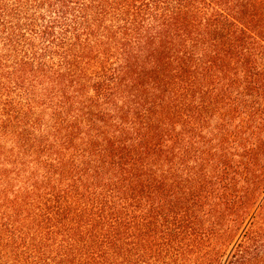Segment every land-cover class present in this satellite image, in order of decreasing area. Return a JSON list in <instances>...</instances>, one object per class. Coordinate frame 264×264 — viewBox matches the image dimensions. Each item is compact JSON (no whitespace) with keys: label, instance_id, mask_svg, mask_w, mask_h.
Segmentation results:
<instances>
[{"label":"trees","instance_id":"16d2710c","mask_svg":"<svg viewBox=\"0 0 264 264\" xmlns=\"http://www.w3.org/2000/svg\"><path fill=\"white\" fill-rule=\"evenodd\" d=\"M0 264H264V0H0Z\"/></svg>","mask_w":264,"mask_h":264}]
</instances>
